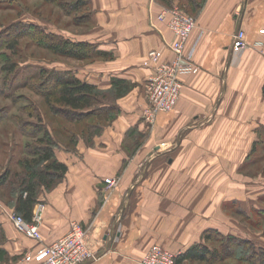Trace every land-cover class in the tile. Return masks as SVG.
I'll use <instances>...</instances> for the list:
<instances>
[{
    "label": "crops",
    "instance_id": "crops-1",
    "mask_svg": "<svg viewBox=\"0 0 264 264\" xmlns=\"http://www.w3.org/2000/svg\"><path fill=\"white\" fill-rule=\"evenodd\" d=\"M164 6L162 0L98 5L99 22L107 27L94 30L92 40L114 51L125 67H99L90 81L107 87L120 74L138 85L118 99L121 111L98 132L80 135L74 149H56L68 170L38 194L46 204L42 240L19 230L13 206L0 199L4 264H18L25 252L65 235L73 220L84 226L87 245L98 255L85 264H143L152 244L179 254L218 219L215 206L224 198L215 173L229 171V157L245 159L246 142L257 140L264 125V0L204 1L186 45L200 69L180 76L177 106L151 124L140 110L152 73L142 61L154 48L172 57L174 34L158 18ZM239 30L248 46L235 51ZM107 177L117 184L109 187Z\"/></svg>",
    "mask_w": 264,
    "mask_h": 264
},
{
    "label": "rangeland",
    "instance_id": "rangeland-1",
    "mask_svg": "<svg viewBox=\"0 0 264 264\" xmlns=\"http://www.w3.org/2000/svg\"><path fill=\"white\" fill-rule=\"evenodd\" d=\"M75 1L78 0H0V172L9 166L14 172L20 170L18 159L28 155L24 144L34 140L32 136L24 133L21 127L27 124V130H33L32 124L39 121L38 116L48 123V127L60 142V147L74 149L80 135L94 132L90 124H105L117 111H121L117 101L122 96L116 99L111 94L105 99V103L113 105L115 111L105 112L99 115L100 117L89 116L86 120L71 121L52 113L44 95L37 92L40 87L41 90L54 88V74L58 77L66 71L91 82L94 70L99 67H125V62L117 61L118 57L114 51L101 49L99 44L92 40L94 30L107 27L104 26V19L103 23L99 22V17L103 14L97 12L98 5L104 0H79L78 9L73 6ZM175 4L197 20L196 15L185 10V2L181 0ZM8 30L12 34L20 35L18 45L12 49L5 46L6 40L12 37ZM53 37H58V40L55 41ZM65 38L88 41V54L82 58H74L54 51L51 47L53 41L62 43ZM5 56L10 57V61L15 64L13 72L4 69ZM143 62L144 60L142 64ZM121 74H124V71ZM115 77L124 78L120 74L113 75L110 86L96 85L110 91ZM126 80L131 86L129 92L138 85L136 81ZM146 95V103L140 108L142 117L148 104V94ZM36 111L38 115L34 113ZM259 137L262 141L255 146L256 140L246 142L245 159L229 157V171L223 169L215 173L218 176L219 189L223 192V204L215 206L214 213L218 219L202 229L200 240L195 238L208 244L210 248L217 249L220 256L212 257L210 262L188 260L184 264L260 263L264 254L263 130ZM85 140L90 141L91 137L86 136ZM9 187V184L0 187V199L5 203L9 200V194H13ZM207 233L210 238L205 237ZM194 243L196 240L188 247ZM165 248L170 250L169 247Z\"/></svg>",
    "mask_w": 264,
    "mask_h": 264
},
{
    "label": "trees",
    "instance_id": "trees-1",
    "mask_svg": "<svg viewBox=\"0 0 264 264\" xmlns=\"http://www.w3.org/2000/svg\"><path fill=\"white\" fill-rule=\"evenodd\" d=\"M182 1L187 5L188 10H185L196 15L205 0ZM162 2L169 6L174 4L175 0H162ZM79 3V0L75 1L73 6L78 9ZM8 31V34H11L12 37L10 36L9 40H6L5 46L12 49L18 45V37L20 35L12 34L10 30ZM57 38L53 37L55 41L58 40ZM88 43V41H73L65 38L62 43H54L53 41L51 47L54 51L62 55L82 58L88 54ZM3 58L5 59L4 69L8 72H13L15 64L10 61V57L5 56ZM54 75H52L54 88L51 90H41L40 87L37 92L44 95L48 108L52 113L64 116L71 121L86 120L89 116L100 117L105 112L115 111L113 105L109 106L110 104L105 103V99L111 94L116 99L124 96L129 92L131 87L130 83L121 77L113 78L112 89L107 91L101 89L95 83L86 81L70 72L65 71L64 73H60L58 77ZM93 108L94 110L88 111ZM34 113L38 115V111ZM38 117L39 121L32 124L34 127L33 130H27V124H23L21 127L24 133L32 136L34 140L27 141L24 144L25 152L28 155L18 159L17 164L20 170L14 172L9 166L0 172V187L9 184V188L13 190V194H9V200H7L8 205L13 206L14 212L23 215L27 220L32 219L33 207L39 201V192L43 189H52L62 180L68 170L67 164L61 161L56 155V149L60 147V142L55 138L50 127H48V123L44 122L41 116ZM90 127H92L91 129L94 132H98L101 124L95 122L90 124ZM260 130L264 132V125L260 126ZM260 141L262 140L259 137L255 141L254 146ZM205 237L210 238V234L207 233ZM1 252L2 249H0ZM218 256L220 255L217 249L210 248L204 242H196L177 255L176 264H184L188 260L210 262L212 257ZM0 262L3 263L1 260ZM259 264H264V254Z\"/></svg>",
    "mask_w": 264,
    "mask_h": 264
},
{
    "label": "built area",
    "instance_id": "built-area-1",
    "mask_svg": "<svg viewBox=\"0 0 264 264\" xmlns=\"http://www.w3.org/2000/svg\"><path fill=\"white\" fill-rule=\"evenodd\" d=\"M158 18L165 21L174 34L170 43L171 58H166L161 49H151L143 65L152 68L146 81L148 104L143 110V117L154 124L160 112L173 110L182 93L183 82L180 76L185 73L198 72L200 67L194 60V50H187L189 37L197 25L194 16L186 13L177 4L164 6ZM264 33V28L260 29ZM248 46L246 33L239 30L233 37V48L240 51ZM166 142H161L160 147ZM108 186L117 184L115 177L105 178ZM46 204L38 202L32 219L13 212L12 219L19 230L37 240H42L41 224ZM86 229L77 220L70 223L69 231L50 244H43L37 249L25 252L18 264H85L97 259L98 255L89 248L85 238ZM178 253L168 250L160 244H152L141 260L143 264H176ZM0 264H3L0 262Z\"/></svg>",
    "mask_w": 264,
    "mask_h": 264
}]
</instances>
